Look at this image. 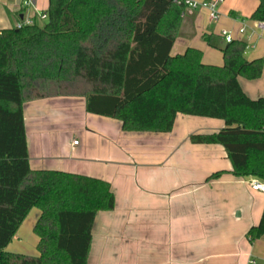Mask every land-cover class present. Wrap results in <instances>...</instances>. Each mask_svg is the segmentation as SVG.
I'll list each match as a JSON object with an SVG mask.
<instances>
[{
	"label": "trees",
	"instance_id": "obj_1",
	"mask_svg": "<svg viewBox=\"0 0 264 264\" xmlns=\"http://www.w3.org/2000/svg\"><path fill=\"white\" fill-rule=\"evenodd\" d=\"M184 9L176 0H49L46 22L0 30V264H87L95 217L115 206L105 180L31 168L26 101L84 97L88 112L125 131L168 133L179 114L221 119L220 131L191 140L221 144L234 175L264 180V96L239 82L260 78L264 58L249 60L239 39H209L221 66L196 48L173 56ZM251 18L264 21V0ZM33 207L38 255L8 252ZM263 235L264 210L248 232Z\"/></svg>",
	"mask_w": 264,
	"mask_h": 264
},
{
	"label": "crops",
	"instance_id": "obj_2",
	"mask_svg": "<svg viewBox=\"0 0 264 264\" xmlns=\"http://www.w3.org/2000/svg\"><path fill=\"white\" fill-rule=\"evenodd\" d=\"M22 2L0 0V30L15 28L49 4L32 0L33 7L25 8ZM258 4L223 0L217 21L209 8L185 6L171 54L196 48L203 63L221 66L223 53L209 39L224 45L226 30L251 44L245 53L249 60L264 58V36L251 18ZM239 82L249 97L264 96V68L260 78L240 77ZM24 118L33 170L79 174L111 185L115 206L95 217L87 264H264V235L254 241L248 236L261 220L264 192L251 188L252 177L232 173L221 144L191 140L196 133L220 131L223 120L179 114L168 133L125 131L120 120L88 112L84 97L65 96L26 101ZM216 172L221 175L211 177ZM39 215L33 207L6 250L38 255V242L34 251L26 241H39L34 232Z\"/></svg>",
	"mask_w": 264,
	"mask_h": 264
},
{
	"label": "built area",
	"instance_id": "obj_3",
	"mask_svg": "<svg viewBox=\"0 0 264 264\" xmlns=\"http://www.w3.org/2000/svg\"><path fill=\"white\" fill-rule=\"evenodd\" d=\"M176 1L178 3H183L188 8H195L197 6L209 8L211 10V18L215 21H217L220 17V14L218 12V6L223 2V0H212V1H208V2H202V3H198V2H195L192 0H176ZM22 5L25 8H32L33 2H32V0H23ZM47 18H48L47 11L35 12V13H33V15L28 16L25 20L18 22L16 24L15 28L19 29L24 24H29V25H33V24H37V23L42 24V23L46 22ZM256 28H257L258 32L261 34V36H264V21L257 20ZM239 31L241 33H243L245 31V28H240ZM221 35L223 36V38L226 42H231L234 38L233 35L226 30H223L221 32ZM246 44H247L246 45V51H247L248 49H250L251 44H249V43H246ZM74 143L77 144L78 141L75 140ZM249 184L253 190H258V191L264 192V180H261L259 178L254 177L250 180Z\"/></svg>",
	"mask_w": 264,
	"mask_h": 264
},
{
	"label": "rangeland",
	"instance_id": "obj_4",
	"mask_svg": "<svg viewBox=\"0 0 264 264\" xmlns=\"http://www.w3.org/2000/svg\"><path fill=\"white\" fill-rule=\"evenodd\" d=\"M215 39H219L217 36H215L214 37ZM220 41V40H219ZM222 43H224L223 41H221V45H223ZM36 225V224H35ZM35 227V226H34ZM31 232H32V234H34L33 233V230H31ZM33 236H35L36 237V235L34 234ZM18 240V239H17ZM38 242V240H37V238L36 239H33V240H28V241H26V243H28V247H31V245H32V247H33V249H34V251H36V243ZM14 245H12V247H13ZM12 247H10V248H12ZM8 248V247H7ZM6 248V249H7ZM8 252H11V253H14V252H12V251H10V250H7Z\"/></svg>",
	"mask_w": 264,
	"mask_h": 264
}]
</instances>
